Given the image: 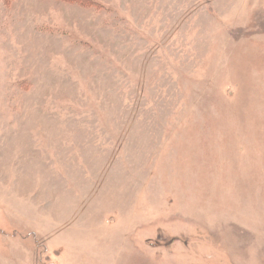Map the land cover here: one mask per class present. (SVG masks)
<instances>
[{
  "label": "rangeland",
  "instance_id": "rangeland-1",
  "mask_svg": "<svg viewBox=\"0 0 264 264\" xmlns=\"http://www.w3.org/2000/svg\"><path fill=\"white\" fill-rule=\"evenodd\" d=\"M0 264H264V0H0Z\"/></svg>",
  "mask_w": 264,
  "mask_h": 264
}]
</instances>
